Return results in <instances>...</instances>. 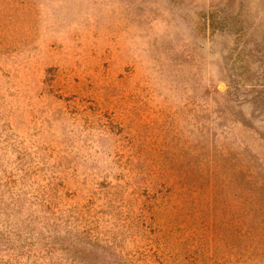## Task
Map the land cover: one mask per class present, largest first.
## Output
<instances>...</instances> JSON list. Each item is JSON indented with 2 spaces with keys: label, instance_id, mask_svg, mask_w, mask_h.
Returning <instances> with one entry per match:
<instances>
[{
  "label": "rangeland",
  "instance_id": "rangeland-1",
  "mask_svg": "<svg viewBox=\"0 0 264 264\" xmlns=\"http://www.w3.org/2000/svg\"><path fill=\"white\" fill-rule=\"evenodd\" d=\"M0 221L50 264H264V0H0Z\"/></svg>",
  "mask_w": 264,
  "mask_h": 264
},
{
  "label": "trees",
  "instance_id": "trees-1",
  "mask_svg": "<svg viewBox=\"0 0 264 264\" xmlns=\"http://www.w3.org/2000/svg\"><path fill=\"white\" fill-rule=\"evenodd\" d=\"M31 211L32 222L43 227L53 210L49 204L41 202L39 208ZM23 226L27 228L26 231L0 234V264H50L46 261V256L52 253L49 237L45 234L36 235L29 224Z\"/></svg>",
  "mask_w": 264,
  "mask_h": 264
}]
</instances>
